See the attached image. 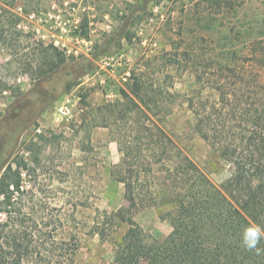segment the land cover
<instances>
[{
    "label": "rangeland",
    "instance_id": "1",
    "mask_svg": "<svg viewBox=\"0 0 264 264\" xmlns=\"http://www.w3.org/2000/svg\"><path fill=\"white\" fill-rule=\"evenodd\" d=\"M207 5L203 0H0V10L20 18L16 29L32 35L8 37L12 46L0 41V177L8 167L26 164L24 193L15 194L19 202L14 201L16 209L33 215L25 226L35 241L41 243L49 232L57 240L75 234L74 264H116L111 241H101L91 227L96 209L110 213L124 205L123 186L111 184L107 173L119 154L107 129L81 126L78 119L86 105L119 99L133 72L146 73L153 88L166 94L154 120L173 144L214 186L231 176L233 166L192 133L195 117L186 99L201 90L200 97L212 101L214 81H234L224 67L241 68L244 46L264 34V0H236L233 9L219 12ZM55 16L66 23L62 41L74 47L72 37L80 34L91 42V51L72 55L57 48L64 65L49 79H31L33 40L51 44ZM44 33L49 34L42 40ZM120 54L129 62L110 74L100 70L102 57ZM244 66L250 69L249 63ZM253 69L264 77V68ZM195 74L202 78L199 85ZM65 99L72 108L68 119L56 112ZM171 209L153 207L134 216L146 243L171 234L166 218ZM4 220L0 213V223ZM125 229L117 228L110 238L119 239Z\"/></svg>",
    "mask_w": 264,
    "mask_h": 264
},
{
    "label": "trees",
    "instance_id": "2",
    "mask_svg": "<svg viewBox=\"0 0 264 264\" xmlns=\"http://www.w3.org/2000/svg\"><path fill=\"white\" fill-rule=\"evenodd\" d=\"M203 1L218 12L233 9L236 3ZM4 10H0V41L12 46L8 37L30 38V33L16 29L18 15ZM32 44L31 79L51 78L66 62L64 54L41 40ZM244 49L241 68L224 67L234 81L228 83L225 77L210 87L214 100L200 97L201 90L186 99L195 117L192 133L233 166L231 176L219 187L154 120L166 94L153 88L146 73L133 72L128 78L131 84L119 99L86 105L87 111L79 116L81 126L107 129L119 154L118 163L110 165L107 173L111 184L123 186L124 205L110 213L96 209L91 227V234L111 241L116 264H264V240L258 245L259 254L241 244L245 227L264 229V77L253 69L264 68V34L248 41ZM195 80L199 85L202 78L195 74ZM21 170L27 171L26 164L8 167L0 177V213L5 216L0 223V264H74L79 249L75 234L57 240L49 232L39 243L33 233H26L33 215L23 213L22 207L16 209L19 197H14L24 193ZM161 206L172 208L166 214L171 234L146 243L134 216ZM119 227L126 228L123 235L110 238Z\"/></svg>",
    "mask_w": 264,
    "mask_h": 264
},
{
    "label": "built area",
    "instance_id": "3",
    "mask_svg": "<svg viewBox=\"0 0 264 264\" xmlns=\"http://www.w3.org/2000/svg\"><path fill=\"white\" fill-rule=\"evenodd\" d=\"M67 13H68L69 18L74 20L73 21L74 23L77 22V19L75 18V10L74 9H69L67 11ZM53 23H54V25L51 27L53 29V31L50 33L49 39H50V43L54 47L62 50L66 54H72V55H79V54L88 55L89 54V52L91 51L90 50L91 42L86 37H84L80 34L74 35L72 38H73V42L75 43L76 46L69 47V45H67L64 41H62V35H61L65 30L66 23H63L60 20L59 16L54 17ZM36 33L39 36V32L36 31ZM40 38L42 40H44L42 36H40ZM83 46L86 47L85 52L82 51ZM128 62H129V60L126 57V55L120 54L118 56L102 57L99 60L98 66H99L100 70L106 72L107 74H110L115 67H119L122 64L128 63ZM56 112H57V115L62 119L70 118L72 116V108H71V105L69 103V100L65 99L62 102H60V104L56 108Z\"/></svg>",
    "mask_w": 264,
    "mask_h": 264
},
{
    "label": "clouds",
    "instance_id": "4",
    "mask_svg": "<svg viewBox=\"0 0 264 264\" xmlns=\"http://www.w3.org/2000/svg\"><path fill=\"white\" fill-rule=\"evenodd\" d=\"M264 240V229L258 225H249L243 229L241 244L247 250H256L259 254L262 250L258 248L260 242Z\"/></svg>",
    "mask_w": 264,
    "mask_h": 264
},
{
    "label": "crops",
    "instance_id": "5",
    "mask_svg": "<svg viewBox=\"0 0 264 264\" xmlns=\"http://www.w3.org/2000/svg\"><path fill=\"white\" fill-rule=\"evenodd\" d=\"M36 31H38V30H36ZM39 32V31H38ZM39 34H40V32H39ZM45 34V33H44ZM41 34L40 36H42L43 37V39H45V37L49 34V33H47V34ZM50 35V34H49Z\"/></svg>",
    "mask_w": 264,
    "mask_h": 264
}]
</instances>
